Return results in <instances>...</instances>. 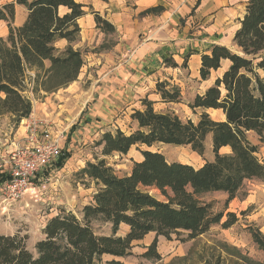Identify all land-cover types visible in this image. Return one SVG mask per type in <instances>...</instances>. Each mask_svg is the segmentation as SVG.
Listing matches in <instances>:
<instances>
[{
    "label": "trees",
    "instance_id": "obj_1",
    "mask_svg": "<svg viewBox=\"0 0 264 264\" xmlns=\"http://www.w3.org/2000/svg\"><path fill=\"white\" fill-rule=\"evenodd\" d=\"M16 4L28 9L25 22L19 26H13ZM83 7L77 0H9L0 5V23H9L7 36L0 37V117L9 115L18 126L32 115L30 93L39 88L56 91L77 80L84 61L82 50L75 49L73 43L80 36L78 18L86 13ZM163 9L158 5L145 12ZM95 19L104 31L115 30L98 14ZM239 22L233 38L239 52L215 43L201 56L199 73L204 80L224 61L230 65L190 102L191 108L203 109L197 122L183 120L174 111L154 109L153 102L144 99L145 107L131 115L138 125L136 130L127 133L118 128L103 133L98 140L104 155L127 154L133 146L152 147L157 143L190 145L202 155L207 136H211L214 160L195 167L169 161L161 151L144 148L142 159L135 160L124 175L118 174L105 158L88 162L82 172L98 187L91 203L83 206L80 215L72 210L53 215L43 228L44 236L34 246L35 252L27 247L26 236L0 234V264H103L105 257L110 258V264H125L120 258L132 253L133 241L152 232L156 236L142 257L161 260L157 246L160 235L171 239L172 234L186 231L190 239L196 238L222 222L225 213H213L211 204L199 198L202 194L223 191L230 202L246 180H264L258 145L248 136L249 131L264 134V0H248ZM62 38L69 42L63 48L57 46ZM165 62L179 66L172 57ZM186 65L185 61L183 66ZM156 88L164 102L181 100L180 87L168 80L158 81ZM208 109L222 110L224 119L214 120ZM225 146L230 148L229 153L221 152ZM69 156L64 153L57 166H64ZM98 220L111 224L110 233L95 229ZM237 220V213L228 212L222 225L228 228ZM121 225L128 227L125 234L119 232ZM249 228L254 242L264 252V234L252 225ZM176 262L264 264L224 242L211 245L198 261L178 256L170 264Z\"/></svg>",
    "mask_w": 264,
    "mask_h": 264
},
{
    "label": "rangeland",
    "instance_id": "obj_2",
    "mask_svg": "<svg viewBox=\"0 0 264 264\" xmlns=\"http://www.w3.org/2000/svg\"><path fill=\"white\" fill-rule=\"evenodd\" d=\"M9 0H0V5ZM248 0H229V3L224 5V9L228 12L231 11L228 18L223 22L224 32L229 37L230 32L239 24V19L244 16L245 8ZM21 10L16 12V16L13 20V26H17L21 21ZM0 25V37H6L9 32V23L2 21ZM197 28L202 29V23ZM196 30V27H195ZM113 38L109 42H113ZM226 45L233 51H238V47L234 44V41L230 39ZM57 46L62 47V44L57 43ZM87 47L84 48L87 52ZM230 65L229 61H224L222 67L216 71L211 72L209 79H202L199 71H195L192 67L185 68L184 66L171 70L170 83L176 84L181 89V100L164 102L160 99L156 103V109L164 112H176L183 120L191 118L197 122L203 112V109H193L190 107V102L193 101L197 94L203 93V91L214 83L217 75L227 69ZM173 67V66H171ZM172 69V68H171ZM87 86L90 83L87 82ZM170 88V87H169ZM53 92V91H52ZM52 92H45L42 88H39L33 94L30 93V97L33 99V108L36 106H43L40 110L43 117L56 120L57 124L65 129L66 136V148H60L64 153H71L70 158L62 167L57 166V161L60 159L57 157L51 165L44 169L37 175L35 185H30L26 189V194L19 201H4L0 194V234H19L26 236L27 247L32 250L36 242L44 236L43 228L50 218L62 211L72 210L77 215L81 214L83 206L87 203H91L94 193L98 187L95 182L92 181L87 175L82 172V169L88 164V162H97L102 158H105L108 165L113 167L118 174L124 175L130 172L135 160L142 159L141 150L149 148L153 151H161L166 155L169 161L177 160L184 163H191L195 167L201 166L204 162L214 160L215 153L213 152L212 137L207 136L205 142V149L203 154L197 153L192 149L190 145H170L157 143L152 147L133 146L127 154H121L113 152L111 155H104L102 153L103 145L98 144V140L102 137L103 133L107 131H116L119 128L124 132L132 131L136 126L132 121L129 111L127 114H121L113 117L110 121L105 122L103 127L97 125L95 132H82L72 141L71 125L79 126L77 123L76 110L80 107L79 102H74L73 97L64 94L63 87L56 90L55 94ZM59 92V94H58ZM162 98V97H161ZM49 99V100H48ZM47 105L42 104L47 101ZM97 98L92 101L94 103ZM62 105V106H60ZM51 108H58L62 111L58 116L62 121H58L49 110ZM33 112V111H32ZM207 112L214 119H224L225 115L222 110L208 109ZM67 113L68 118L62 115ZM57 114H55L56 116ZM41 119V118H40ZM44 119H41L42 122ZM79 120V119H78ZM26 120H22L25 125ZM80 123V122H79ZM15 125L9 115L0 117V180L5 175L2 171L9 168L7 163L10 151L13 149L12 139L15 130L19 127ZM21 128H23L21 126ZM24 129V128H23ZM104 130L102 132L101 130ZM86 131V130H85ZM248 136L251 141L258 145V153L260 161L264 163V134L259 135L254 131H249ZM68 144L70 149H68ZM229 148V147H228ZM222 148V153H229L230 148ZM61 152V153H62ZM151 192L157 195L158 198H163L162 195L155 189H151ZM203 202L211 204L212 212L219 213L222 211L225 213L223 220L228 218V212L237 213L238 220L231 227L225 228L222 222L212 225L210 230L196 238H189V234L186 231L181 233L172 234L171 239L166 238L164 235L158 237V251L161 254V260L154 258L142 257V253L145 252L148 245L153 241L156 234L154 232L149 233L138 244L133 245L132 253L129 256L120 258L125 264H170L173 259L180 256H188L191 261H198L200 254H206L211 245H219L221 242L238 247L242 253L254 258L257 261L264 262V252L259 248L257 243L254 242L250 226L259 228L264 234V180L251 178L246 180L242 188L237 192L235 199L228 202V194L223 191H211L205 192L199 197ZM95 229L98 232L110 233L111 224L105 223L102 220L95 222ZM128 230L126 225H121L119 232L125 234ZM226 256L227 253L223 251ZM109 257H105L103 264L108 263ZM176 264H183L182 262H176Z\"/></svg>",
    "mask_w": 264,
    "mask_h": 264
},
{
    "label": "crops",
    "instance_id": "obj_3",
    "mask_svg": "<svg viewBox=\"0 0 264 264\" xmlns=\"http://www.w3.org/2000/svg\"><path fill=\"white\" fill-rule=\"evenodd\" d=\"M77 1L84 4L86 13L78 18L80 36L73 46L82 50L84 62L77 80L63 87L64 94L73 97L74 102L81 103L76 110L79 126H75L76 122L70 126L72 141L80 132H95L97 125L103 127L105 122L115 116L126 115L127 111L131 117L136 110L145 107L144 99L152 101L156 109V103L160 99L163 101L156 88L158 81H170L171 70L182 67L185 61V68L192 67L195 71H200L202 54L210 51L215 43L226 45L230 39L233 40L236 29L240 26L239 22L229 37L224 32L223 22L231 14V11L224 9V5L229 0H200V3L199 0ZM158 5H162L164 9L153 13L145 12ZM15 6L16 12L21 10L23 14L17 25L19 26L25 22L28 9L22 4ZM95 14L110 21L115 30L104 31L98 26ZM201 23L203 28H197ZM111 38L114 39L113 42H109ZM57 43L62 44L63 48L69 42L62 38ZM86 47L87 52L83 50ZM170 57L179 66L168 65L165 60ZM48 65L49 61H46V66ZM87 82L90 86H87ZM55 93L53 91L52 95ZM48 100L42 104L48 106ZM39 107L43 108L41 105H34L32 115L24 120L28 122L34 117L44 119L41 128L51 131L65 149L66 128H61L56 120L43 117L40 110H37ZM49 112L53 114L52 118L62 121L58 116L62 113L60 109L51 108ZM62 116L69 117L67 113ZM132 121L136 126L132 130L134 131L138 125L133 119ZM27 130L26 124L19 125L12 144L24 137ZM101 131L104 132L103 129ZM142 240H134L133 245Z\"/></svg>",
    "mask_w": 264,
    "mask_h": 264
},
{
    "label": "built area",
    "instance_id": "obj_4",
    "mask_svg": "<svg viewBox=\"0 0 264 264\" xmlns=\"http://www.w3.org/2000/svg\"><path fill=\"white\" fill-rule=\"evenodd\" d=\"M32 77L34 72H29ZM44 122L34 117L26 123L27 134L14 141L0 181V194L4 201H19L26 194L27 187L35 185L37 175L63 155L60 144L51 131L42 129ZM62 152V153H61Z\"/></svg>",
    "mask_w": 264,
    "mask_h": 264
}]
</instances>
